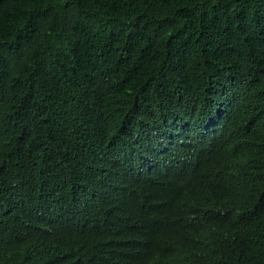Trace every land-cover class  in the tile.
Masks as SVG:
<instances>
[{"label":"trees","instance_id":"16d2710c","mask_svg":"<svg viewBox=\"0 0 264 264\" xmlns=\"http://www.w3.org/2000/svg\"><path fill=\"white\" fill-rule=\"evenodd\" d=\"M0 264H264V0H0Z\"/></svg>","mask_w":264,"mask_h":264}]
</instances>
